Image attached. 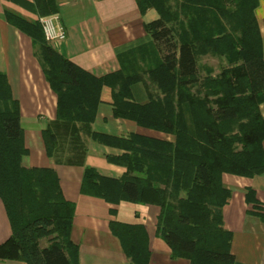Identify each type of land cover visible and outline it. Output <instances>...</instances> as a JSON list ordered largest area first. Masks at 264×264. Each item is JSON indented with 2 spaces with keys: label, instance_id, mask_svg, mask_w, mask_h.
Segmentation results:
<instances>
[{
  "label": "trees",
  "instance_id": "trees-1",
  "mask_svg": "<svg viewBox=\"0 0 264 264\" xmlns=\"http://www.w3.org/2000/svg\"><path fill=\"white\" fill-rule=\"evenodd\" d=\"M136 2L142 14L151 9L158 14L144 25L151 43L127 55L119 71L102 77L77 67L46 41L39 18L58 13L59 0H33L39 17L34 23L6 14L9 24L32 38L57 96V118L43 130L47 155L58 164L83 165V135L124 150L107 156L110 163L126 168L124 175L107 178L87 168L82 193L112 204L157 205V235L173 259L237 264L232 234L223 225L222 209L231 193L222 176L264 173L259 0ZM205 56L224 63L219 73L200 65L199 58ZM139 83L147 89L145 104L132 99V88ZM103 86L113 92L115 118L171 134L175 142L93 132ZM27 155L19 105L0 73V199L12 229L0 246V260L78 264L71 241L74 205L63 198L54 170L23 167ZM247 199H253L252 191ZM257 216L264 222V213ZM110 228L130 264L149 263L143 226L112 222Z\"/></svg>",
  "mask_w": 264,
  "mask_h": 264
},
{
  "label": "crops",
  "instance_id": "crops-1",
  "mask_svg": "<svg viewBox=\"0 0 264 264\" xmlns=\"http://www.w3.org/2000/svg\"><path fill=\"white\" fill-rule=\"evenodd\" d=\"M20 1L24 4L17 0H0V73L6 76L12 97L19 105L20 125L28 151L22 161L23 167L54 170L63 198L74 205L71 241L77 247L78 264H130L119 239L111 232L112 222L145 228L148 264H190L187 259L171 258L169 248L158 237L160 208L157 205L126 201L112 204L82 193L81 185L87 168H93L107 178L120 179L124 175L126 168L110 163L107 158L108 155H120L124 150L105 146L83 135L86 150L83 165L58 164L48 157L43 130L57 118V96L46 80L32 38L7 22V13L29 23L38 20L33 0ZM50 16L59 19L65 28L66 40L49 45L96 77L119 71L127 55L149 45L151 39L144 25L158 18L152 9L142 14L136 0H59L58 13ZM256 18L264 54V0H259ZM137 56L139 58L140 55ZM112 93L109 87H102L91 126L93 132L119 138L139 135L175 142L171 134L115 118ZM131 95L135 103L148 102L147 89L141 83L133 86ZM260 113L264 117V102ZM222 183L231 193L222 209V217L225 230L232 234V255L237 264H264V222L257 216V213H264V173L254 177L223 174ZM249 191L253 192L250 201L247 199ZM11 234V225L0 199V246ZM43 242L44 247L47 243L43 245ZM0 264L26 263L13 259L0 260Z\"/></svg>",
  "mask_w": 264,
  "mask_h": 264
},
{
  "label": "built area",
  "instance_id": "built-area-1",
  "mask_svg": "<svg viewBox=\"0 0 264 264\" xmlns=\"http://www.w3.org/2000/svg\"><path fill=\"white\" fill-rule=\"evenodd\" d=\"M45 39L48 43H60L66 40V31L56 16L39 18Z\"/></svg>",
  "mask_w": 264,
  "mask_h": 264
},
{
  "label": "rangeland",
  "instance_id": "rangeland-1",
  "mask_svg": "<svg viewBox=\"0 0 264 264\" xmlns=\"http://www.w3.org/2000/svg\"><path fill=\"white\" fill-rule=\"evenodd\" d=\"M199 60H200V65L208 67V68H211V69H214V72L216 74L220 72L221 67L224 64L218 58H214V57H211V56L201 57V58H199ZM44 244H46V242H43V245Z\"/></svg>",
  "mask_w": 264,
  "mask_h": 264
}]
</instances>
